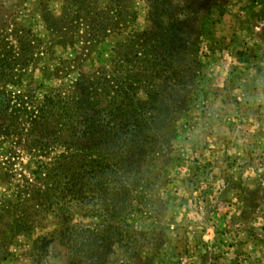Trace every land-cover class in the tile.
Instances as JSON below:
<instances>
[{
    "label": "rangeland",
    "instance_id": "obj_1",
    "mask_svg": "<svg viewBox=\"0 0 264 264\" xmlns=\"http://www.w3.org/2000/svg\"><path fill=\"white\" fill-rule=\"evenodd\" d=\"M89 1L105 12L99 33L84 15L68 41L50 32L65 0H0V24L42 42L37 96L115 75L148 105L124 150L134 167L122 237L101 264H264V0ZM12 148L0 141V206L32 169L20 146L10 166ZM13 221L0 218V264H69L77 228L102 223L76 208L69 228L49 217L13 233ZM52 235L40 263L35 242Z\"/></svg>",
    "mask_w": 264,
    "mask_h": 264
},
{
    "label": "trees",
    "instance_id": "obj_2",
    "mask_svg": "<svg viewBox=\"0 0 264 264\" xmlns=\"http://www.w3.org/2000/svg\"><path fill=\"white\" fill-rule=\"evenodd\" d=\"M65 2L63 13L53 23L48 22L50 32L68 41L71 26L84 20V15L92 19L99 33L104 11L93 9L89 0ZM5 26L0 24V141L13 145L6 160L10 166L20 156V146L25 148L32 169L29 177L23 175L20 179L16 201L7 200L0 206V218L11 214L14 221L10 227L17 233L31 231L37 221L49 217L69 228L75 208L84 216L97 217L102 223L77 228L69 264H101L119 240L116 236L122 237L115 222L127 211L133 190V158L124 150L128 149L126 141L132 140L128 134L140 128V115L149 111L148 105L144 101L137 105L131 102L128 81L115 75L104 80L100 75L81 74L73 83L70 97L48 90L42 97L37 96L34 70L42 59V42L24 32H8ZM7 175L9 179L14 177ZM133 187L140 188L138 194L145 189ZM67 231L62 229L59 237L67 239ZM54 239L52 235L36 240L40 263L49 254Z\"/></svg>",
    "mask_w": 264,
    "mask_h": 264
}]
</instances>
